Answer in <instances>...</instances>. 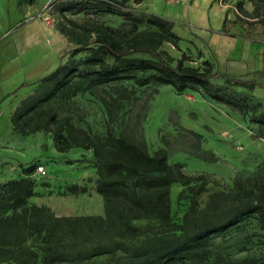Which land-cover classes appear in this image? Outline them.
Instances as JSON below:
<instances>
[{
	"label": "rangeland",
	"instance_id": "obj_1",
	"mask_svg": "<svg viewBox=\"0 0 264 264\" xmlns=\"http://www.w3.org/2000/svg\"><path fill=\"white\" fill-rule=\"evenodd\" d=\"M114 1L0 0V37L18 34L15 53L31 78L38 76L0 103V183L26 176L22 168L33 164L28 175L37 185V196L0 223V264H264V221L250 193L264 183V124L251 120L264 111V87L212 78L217 93L248 103L244 114L198 85L177 92L132 78L97 82L83 62L100 45L98 31L127 37L134 29L157 30L150 19L161 16L178 36L179 48L167 40L159 47L173 64L186 54V64L208 60L264 85L258 72L264 69V0ZM217 8L226 9L224 23ZM127 57L157 60L147 51ZM60 64L66 68L59 79L68 75L69 82L43 79ZM110 133L149 154L165 151L172 166L206 181L172 182L170 216L162 219L167 197L159 199L158 173L128 179L151 202L149 214L138 216L129 186L107 187V198L98 191L99 169L109 179L126 174L114 167L110 146L101 144ZM58 137L61 147L69 137L66 150ZM91 141L96 147L86 146ZM74 183L86 191L70 195ZM32 204L42 211L26 208ZM52 246L72 252L46 250Z\"/></svg>",
	"mask_w": 264,
	"mask_h": 264
},
{
	"label": "trees",
	"instance_id": "obj_2",
	"mask_svg": "<svg viewBox=\"0 0 264 264\" xmlns=\"http://www.w3.org/2000/svg\"><path fill=\"white\" fill-rule=\"evenodd\" d=\"M116 3H122V1L115 0ZM108 10L112 11L111 8ZM154 24H157L159 29L134 31L127 37L119 36L115 30L106 28L98 31V35L95 39L100 45L93 47L94 52L84 59V64L91 67L88 69V75H94V79L97 82L110 81L112 79H125L132 78L139 85H146L150 82L158 84H170L177 92H182L189 88H194L197 85L207 91L210 96L218 101L224 102L230 106L238 108L242 113H246L249 105L246 101L233 99L231 95H224L217 93L211 85L212 78H222L228 84H235L254 90L257 86L264 85L256 78H242L239 75H235L229 72H222L218 68H214L213 64L205 60L202 66H194L186 64L184 62L187 59V55L184 54L182 59L173 64L169 59L164 56L163 52L159 49L164 41L172 42L177 48H179L178 36L171 29V24L168 19L161 16H154L150 19ZM225 22V20H224ZM79 48L73 50L72 53L79 52ZM135 51H147L153 53L157 60H151L148 58H129L127 57ZM113 57V63H108L106 56ZM94 66H99L97 69ZM66 67L64 65H58L55 69L47 73L43 79L53 77L58 80L59 85H65L69 82L70 78L66 75V79L60 80L59 73ZM154 69L146 77L139 76L136 71H146ZM24 83L22 86H24ZM251 120L257 123L264 124V111L259 114H252ZM89 138L88 135H85ZM69 137L63 138L62 143H65L62 147L59 145L60 137H58V147L61 150H66L69 144ZM98 143L91 141L87 147H96ZM104 145H109V154L112 161L115 163L114 167L122 169L126 172L123 177L117 179H109L105 176L103 171L99 169L100 178L98 180V191L107 198V187L117 186L123 184L129 186L132 190V201L139 210L138 216H147L151 210V202L144 199L134 188L133 184L127 183L128 179L137 178L141 179L148 174H157V178L154 180V185L157 187L159 199L167 197L165 203L160 207V215L162 219H167L169 215V186L174 181H180L182 183H190L195 179H202L205 182L204 175L189 176L181 168V165L172 166L168 161V155L165 151H156L153 154H149L143 151L137 144L127 141L122 137H115L111 133L109 139ZM36 168L35 165H29L23 167L22 171L26 176L12 177L4 182L0 183V223L5 221L8 217L7 213L11 210H15L20 206L28 204V199L36 193L35 181L28 174L33 172ZM86 186H80L77 183L70 185V192L76 193L79 191H86ZM250 193L254 194L258 204L255 208L259 211V216L264 221V183L259 186L255 191L252 189ZM29 209H35L41 212L43 207L32 204ZM228 223L223 224L226 227ZM210 230L206 229L204 233H198L196 236L200 237L203 234L208 233ZM46 250L50 252H58L59 255L71 254L70 249H61L59 246L48 247ZM157 250H160L157 247ZM81 252V251H80ZM83 253V252H82ZM78 258L83 255L77 253ZM147 264V263H142Z\"/></svg>",
	"mask_w": 264,
	"mask_h": 264
},
{
	"label": "crops",
	"instance_id": "obj_3",
	"mask_svg": "<svg viewBox=\"0 0 264 264\" xmlns=\"http://www.w3.org/2000/svg\"><path fill=\"white\" fill-rule=\"evenodd\" d=\"M215 10L217 13L218 22L222 21L224 23V20L226 19V9L217 8ZM17 38H18V34H16V32L11 34H6L5 36L0 37V103L6 97L11 95L13 92H15L17 89L23 87L22 85L24 83H26L25 85H27L26 80L30 79L33 81L38 77L35 76L31 78L32 71L26 70V68H24V66L22 65L21 60L23 56H19V52L15 53V51H17ZM6 45L12 46L11 49L7 48V50H3L2 47ZM16 55L17 57L19 56L18 62L19 61L20 62L19 63L17 62L18 64L15 63L14 61L15 60L14 57ZM222 72H229V71H222ZM258 72L264 75V69H261ZM229 73L237 75L236 73L233 72H229ZM36 187L37 185H35V191H37ZM70 195L75 196L77 194L72 193ZM34 196H37V194H34Z\"/></svg>",
	"mask_w": 264,
	"mask_h": 264
},
{
	"label": "built area",
	"instance_id": "obj_4",
	"mask_svg": "<svg viewBox=\"0 0 264 264\" xmlns=\"http://www.w3.org/2000/svg\"><path fill=\"white\" fill-rule=\"evenodd\" d=\"M37 171L42 172V173H45L46 172V169H45L44 165H38L37 166Z\"/></svg>",
	"mask_w": 264,
	"mask_h": 264
}]
</instances>
